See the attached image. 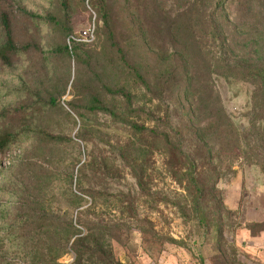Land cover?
<instances>
[{
  "label": "rangeland",
  "instance_id": "374dc122",
  "mask_svg": "<svg viewBox=\"0 0 264 264\" xmlns=\"http://www.w3.org/2000/svg\"><path fill=\"white\" fill-rule=\"evenodd\" d=\"M258 67L264 0H0V264H264Z\"/></svg>",
  "mask_w": 264,
  "mask_h": 264
},
{
  "label": "trees",
  "instance_id": "16d2710c",
  "mask_svg": "<svg viewBox=\"0 0 264 264\" xmlns=\"http://www.w3.org/2000/svg\"><path fill=\"white\" fill-rule=\"evenodd\" d=\"M6 30L8 32V27H6ZM7 45L10 49L14 48L13 44H12V40L9 36L7 39ZM69 50H70L69 47H65V52H69ZM243 71L251 74V76L254 74L253 76L256 77L257 78L256 80H258V82L260 83L259 84L260 90L262 91V93H264V69H262V67H258V68H253V69H243ZM257 98H259V96L256 93L254 96V100H256ZM258 106L264 109V99H263V101L260 100V104ZM91 110L92 111H99V112H108L107 108L104 107L98 100L93 101ZM4 146H5V144H3L0 141V151L3 150Z\"/></svg>",
  "mask_w": 264,
  "mask_h": 264
}]
</instances>
